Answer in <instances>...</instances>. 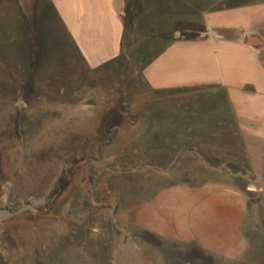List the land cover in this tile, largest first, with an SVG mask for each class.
Wrapping results in <instances>:
<instances>
[{
    "label": "rangeland",
    "instance_id": "obj_1",
    "mask_svg": "<svg viewBox=\"0 0 264 264\" xmlns=\"http://www.w3.org/2000/svg\"><path fill=\"white\" fill-rule=\"evenodd\" d=\"M24 25L0 0V264H264L262 184L205 168L175 105L123 111L118 72Z\"/></svg>",
    "mask_w": 264,
    "mask_h": 264
},
{
    "label": "crops",
    "instance_id": "obj_2",
    "mask_svg": "<svg viewBox=\"0 0 264 264\" xmlns=\"http://www.w3.org/2000/svg\"><path fill=\"white\" fill-rule=\"evenodd\" d=\"M15 3L29 41L51 26L75 70L118 72L134 94L123 111L175 105L183 150L216 173L240 168L264 198V0Z\"/></svg>",
    "mask_w": 264,
    "mask_h": 264
}]
</instances>
